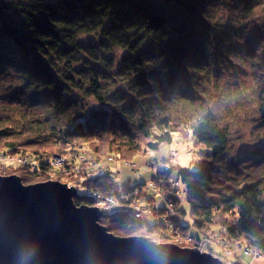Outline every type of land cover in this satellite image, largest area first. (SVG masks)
Instances as JSON below:
<instances>
[{
  "label": "trees",
  "instance_id": "1",
  "mask_svg": "<svg viewBox=\"0 0 264 264\" xmlns=\"http://www.w3.org/2000/svg\"><path fill=\"white\" fill-rule=\"evenodd\" d=\"M236 2L28 0L16 6L0 0V71L14 69L20 82L13 90L8 89L6 98L51 112L50 119L41 124L46 131L37 126L27 130L25 137L16 135L15 129L0 118V176L16 175L23 184L49 180L54 168L48 163L50 159L69 152L75 156L69 162L77 156L82 160L86 155L75 148V141L80 140V146L91 148L92 141L102 135L100 124L113 129L114 135H118V130L127 137L125 134H132L129 129L134 128L140 134L138 137L144 138V145L138 141L135 147L130 140L118 142L114 137L116 141L111 142L116 152L109 149L105 152L114 157H121L118 150L124 146L131 155L146 149L157 151L186 130L204 147L207 156L193 170L176 166L175 179L189 203L192 223L185 222V211L176 206L179 189L174 192L176 200L170 218H163V210L167 214L169 210L164 205L148 206L141 211L130 191L127 194L131 199L120 200L124 207L102 213L100 223L109 232L122 236L133 229L145 230L156 235L153 239L160 242L168 240L163 238L165 234L184 233L193 238L191 247L199 246L197 240L208 227L212 231L217 227L222 229L224 236L220 235L227 242L240 243L264 258V177L239 186V182L230 178L225 184L220 183L212 170L214 161L225 155L229 143L227 126L219 125L214 110L204 99L193 120L186 115H183L186 119L170 116L163 100L164 93L179 92L185 101L175 100L173 106L193 105L187 100H192L189 93H193L190 85L196 82L195 76L221 59L220 52L230 51V44L235 42L245 48L254 70L258 69L255 66L260 68L264 64V38L257 41L255 34L248 42L252 29L264 36V22L256 25L260 13L254 16L259 10L264 18V0ZM221 7L233 13L232 21L222 23ZM250 20L255 25L247 23ZM259 75L257 109L264 122L263 69ZM82 99L92 100L102 108L92 111L89 105L85 113ZM137 108L144 115L140 112L137 115ZM93 150L99 149L93 147ZM163 168L151 177L158 188H163L174 167ZM89 175L92 174L80 170L65 175L56 173L54 179L63 184L82 183L87 194L95 191L103 196H118L111 174ZM87 194L77 192L74 203L92 205V197ZM131 205H138L140 219L134 217L135 208ZM145 214L157 215L159 222L149 223ZM218 257L222 260L221 255Z\"/></svg>",
  "mask_w": 264,
  "mask_h": 264
},
{
  "label": "rangeland",
  "instance_id": "2",
  "mask_svg": "<svg viewBox=\"0 0 264 264\" xmlns=\"http://www.w3.org/2000/svg\"><path fill=\"white\" fill-rule=\"evenodd\" d=\"M3 1L7 4L13 2L16 6H22L28 0ZM238 2L239 0H237L236 4H238ZM262 11L264 13V10ZM259 13V19H255L256 25H260L264 22L261 11H255L254 16ZM219 17L222 23L227 21L230 22L233 20V13L231 14L228 9L221 7L219 10ZM247 23H253L255 25V22L251 20ZM249 33L251 38L248 39V42L255 34L257 35V41L258 38H264V36L261 35V31L257 29H252ZM242 43L246 44V42ZM241 45L242 44L239 42L230 44V51L227 50L225 52L223 50L220 52L221 55H223L221 59L218 61L215 60V64L207 65L199 74L196 73V82L192 83L194 85H190L191 90H193V93H189L192 96V100H187L188 102H193V105L181 103L178 106H173L175 100L185 101L184 98L182 100V96H180L179 92L164 93L163 97V100L169 107L166 112H168V114L170 113V116L180 119L196 118L199 112V103L202 102L203 99V102H206V104L214 110L219 125L227 126L228 128L229 143L224 152L225 155L218 157L214 161L212 172L215 178L220 180V183L225 184L228 180L227 178H230L239 182L238 186L245 181L257 182L258 179L262 180L264 177V122L258 113L257 98L260 97L257 96L256 93L258 89L257 79L260 80L261 78L259 73L261 74L262 69L264 70V64L260 68L255 66L258 69L254 70V66L251 64L252 62L249 58L250 56L245 54V48H240ZM262 45L264 44L262 43ZM255 48L257 51L259 45L257 44ZM9 69L6 68L0 71V118L5 120L4 122H6V125L15 129L16 135L20 137H25L28 134L27 130L36 129L37 126L42 129V131H46L47 128L45 126L41 127V124L44 123L45 120L50 119V117H48L51 113L49 109L46 110L44 107L28 106L26 102L10 100L8 97L6 98V93L9 92L8 89L10 88L11 91L20 83L18 74L15 73L14 69ZM262 97H264V95ZM82 101L85 103L87 109V111L84 110L85 113H88L90 106L92 111H97L102 108L92 100L82 99ZM138 110L137 108V115H140V113L144 115L141 110ZM183 115H186V118ZM98 129L102 135L96 137L99 140L92 141L91 148L84 144L80 146V140L75 141V148L81 150L86 155L82 157V160L79 159L78 156L74 158L75 156L69 152H64L62 153L63 155L60 156H53L50 159L48 163L54 168L51 169L52 172L49 174V180L58 181L54 179L57 178L55 176L56 173L65 175L82 170L88 172V174H92L89 176H97L108 172L111 174L110 176L114 181L113 184L118 192L117 197L103 196L95 191H91L92 194H87V190L82 183H66V186L70 187L74 185L80 195L86 193L88 196L92 197L93 204L88 206L99 208L101 213L110 212L117 207H124L125 204L120 205V200L123 199V201H126L134 197L138 204H140L139 206L142 207L141 211L143 212V209H147L148 206L151 207L152 205L158 207L164 205L167 207L169 209L167 211L168 214L163 210V218L172 217V207L176 200L174 192L179 189L180 193L176 194L179 195L177 196L179 200L175 201V203L176 206L185 211V222L190 225L192 223L190 206L186 201L185 194H183L181 184L175 179L176 166L193 170L200 160L207 158L204 147L196 143L193 137L188 135V131L183 129L184 131H182L183 133L181 136L176 134L171 143L161 146L157 151L146 149L131 155L132 152L126 150L127 148L124 149L126 147L124 146V148L118 150L121 151V157H114L112 155H105V152H107L106 149L116 152V148L111 142V140L116 141L113 140L114 137H117L118 142L130 140L135 147H138V141H141L144 145V138H139L138 136H140V134L134 132V128L129 129L132 131V134H125L128 135V137L122 136L123 133L121 134L118 130V135H114L113 129L104 124H100ZM93 147H98L99 150H93L92 152ZM66 151H68V149ZM71 152L73 151L71 150ZM100 153L103 154L101 155ZM71 156H74L72 160H76L69 162ZM171 166L174 168L173 170L171 169V176L167 182L163 179L160 180L161 182H165L162 185L164 190L161 187L158 188L157 182L151 181L152 175L162 171L164 169L163 167L169 169ZM81 182H83V180H81ZM136 182L138 185L135 184ZM61 183L63 184V182ZM165 186H167V190ZM130 191V195L133 194L131 198H129L127 194ZM98 202L101 205H107V210L99 205ZM172 202L173 204H171ZM132 207L135 208L133 211L134 217L140 219L142 213L137 209L138 205H133ZM136 213L138 217H136ZM147 214H145V218L149 223L159 222L157 215L153 214L148 216ZM211 229V227H208V231L200 235V238L197 240L199 246L192 245V247L190 244L193 243V238L189 235H184V233L165 234L163 238H168L166 242L154 240L153 238H156V235H152L150 232L141 229L126 231L123 236L113 234L122 237H148L150 240L157 243H172L178 246L183 244L184 248H197L199 251L212 254L215 257L221 255L224 264H234V262L238 261L241 264H264V258L258 252H254L245 246L242 247L240 243L227 242L228 239L224 240V238L221 237V235H223L221 233L222 229L220 230L217 227L213 228V231ZM190 232L193 233L194 230L191 228Z\"/></svg>",
  "mask_w": 264,
  "mask_h": 264
},
{
  "label": "water",
  "instance_id": "3",
  "mask_svg": "<svg viewBox=\"0 0 264 264\" xmlns=\"http://www.w3.org/2000/svg\"><path fill=\"white\" fill-rule=\"evenodd\" d=\"M76 194L54 180L0 176V264H20L33 247L31 264H224L197 248L116 236L100 224L99 208L74 203Z\"/></svg>",
  "mask_w": 264,
  "mask_h": 264
},
{
  "label": "clouds",
  "instance_id": "4",
  "mask_svg": "<svg viewBox=\"0 0 264 264\" xmlns=\"http://www.w3.org/2000/svg\"><path fill=\"white\" fill-rule=\"evenodd\" d=\"M36 253L37 249L35 247L23 250L18 257L20 264H31V261L36 256Z\"/></svg>",
  "mask_w": 264,
  "mask_h": 264
},
{
  "label": "built area",
  "instance_id": "5",
  "mask_svg": "<svg viewBox=\"0 0 264 264\" xmlns=\"http://www.w3.org/2000/svg\"><path fill=\"white\" fill-rule=\"evenodd\" d=\"M88 194H92V192H88ZM113 200V199H112ZM99 203V202H98ZM99 205H101L100 203H99ZM101 206H103V208L105 209V210H107V205H101ZM136 215V217H138V214L136 213L135 214Z\"/></svg>",
  "mask_w": 264,
  "mask_h": 264
}]
</instances>
